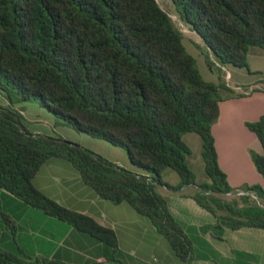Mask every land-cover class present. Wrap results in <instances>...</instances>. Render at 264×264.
Instances as JSON below:
<instances>
[{"label":"trees","instance_id":"1","mask_svg":"<svg viewBox=\"0 0 264 264\" xmlns=\"http://www.w3.org/2000/svg\"><path fill=\"white\" fill-rule=\"evenodd\" d=\"M181 20L203 39L210 69L247 66L254 46L264 47V0H172ZM210 54L215 60L210 58ZM220 64V65H218ZM221 78V77H220ZM223 83L203 77L184 34L158 0H0V264H73L46 257L20 243L21 226L10 199L62 220L122 253L115 230L68 208L34 184L43 164L70 161L104 199L129 203L164 235L184 264L193 248L158 190L198 185L191 196L226 227L264 228V207L234 188L218 159L213 125ZM40 100L77 131L124 147L121 166L73 140L30 122L18 103ZM264 148V115L247 123ZM188 132L203 140L209 180L197 183L188 163ZM264 176V152L251 151ZM175 169L181 182L163 179ZM264 203V187L248 185ZM36 242V241H34ZM93 264H104L94 262Z\"/></svg>","mask_w":264,"mask_h":264},{"label":"crops","instance_id":"2","mask_svg":"<svg viewBox=\"0 0 264 264\" xmlns=\"http://www.w3.org/2000/svg\"><path fill=\"white\" fill-rule=\"evenodd\" d=\"M228 66H221V73L217 71L220 77L225 76L227 83L221 90L220 115L213 125L219 164L227 173L232 188L254 184L264 187V176L251 155L252 150L263 153L264 148L247 125L264 115V47L250 49L244 69ZM248 86L255 90L250 94L240 91ZM34 184L62 205L91 215L101 224L113 228L122 250L112 257L111 249L94 236L10 199L21 228L24 225L47 230L48 238H33L36 243L29 247L34 253L73 264H184L168 239L147 217L127 202L117 204L101 198L67 159L55 157L43 164L34 177ZM198 188L195 184L185 186L181 191L166 185L158 187L191 242L192 264H264V228L226 227L220 233L216 228V216L191 196Z\"/></svg>","mask_w":264,"mask_h":264},{"label":"rangeland","instance_id":"3","mask_svg":"<svg viewBox=\"0 0 264 264\" xmlns=\"http://www.w3.org/2000/svg\"><path fill=\"white\" fill-rule=\"evenodd\" d=\"M161 6L169 12L176 25L181 29L184 34V43L188 51L195 56L197 60V66L202 73L203 77L207 80L223 83L226 87L225 76L224 78L219 76L218 70L213 68L212 70L208 66L207 51L203 39L199 34L192 31L188 25H186L180 18V15L172 2V0H158ZM210 58L214 61L215 57L210 54ZM230 69V66H228ZM240 67V66H239ZM244 67V66H243ZM242 66L240 68L244 69ZM246 69V68H245ZM247 70V69H246ZM235 84V80H232ZM250 86L246 87L248 89ZM245 88V87H244ZM0 103H6V99L0 94ZM17 108L22 112L24 117L30 122V128H41L50 132L53 135L73 140L78 144L88 148L89 150L104 156L110 161L119 162L121 166H125L129 163L127 151L124 147L114 146L110 142L89 135L85 132H79L68 122L58 118L51 111L44 106L40 100H27L18 103ZM184 140L190 145L192 153L188 157V163L195 174L196 181L199 183L209 180L208 174L205 169V160L203 156V140L202 137L196 132H188L184 135ZM163 179L172 185L181 180L178 172L173 168H166L163 171ZM0 189V202L3 204V209L6 206H10L6 196L1 193ZM231 199L232 197H227ZM11 207V206H10ZM21 226V225H20ZM44 227V225H43ZM20 238H30L26 243V246L34 247L36 242L33 238H48L47 230L38 229V227L27 228L22 225V230L19 233ZM27 246V247H28ZM29 247V248H30ZM29 250H32L31 248Z\"/></svg>","mask_w":264,"mask_h":264},{"label":"built area","instance_id":"4","mask_svg":"<svg viewBox=\"0 0 264 264\" xmlns=\"http://www.w3.org/2000/svg\"><path fill=\"white\" fill-rule=\"evenodd\" d=\"M255 90L254 87H249L248 89H244V88H240V91L241 92H244L246 94H250L251 92H253ZM241 196H251L252 198L256 199L257 202L262 206L264 207V203H262L259 199V197L257 196L256 192L255 191H252V190H248V189H245V188H237V189H234L230 192H228L226 194V197H241Z\"/></svg>","mask_w":264,"mask_h":264}]
</instances>
